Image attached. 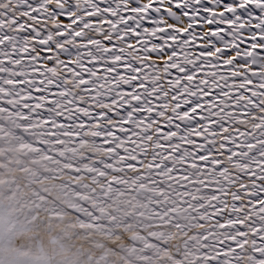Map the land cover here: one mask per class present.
<instances>
[{"label":"snow or ice","instance_id":"snow-or-ice-1","mask_svg":"<svg viewBox=\"0 0 264 264\" xmlns=\"http://www.w3.org/2000/svg\"><path fill=\"white\" fill-rule=\"evenodd\" d=\"M0 264H264V0H0Z\"/></svg>","mask_w":264,"mask_h":264}]
</instances>
